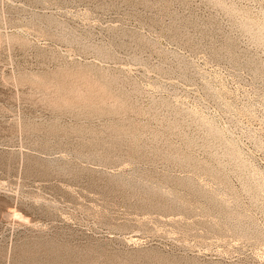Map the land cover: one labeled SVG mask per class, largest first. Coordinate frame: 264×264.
<instances>
[{"label": "rangeland", "instance_id": "374dc122", "mask_svg": "<svg viewBox=\"0 0 264 264\" xmlns=\"http://www.w3.org/2000/svg\"><path fill=\"white\" fill-rule=\"evenodd\" d=\"M0 264H264V0H0Z\"/></svg>", "mask_w": 264, "mask_h": 264}]
</instances>
